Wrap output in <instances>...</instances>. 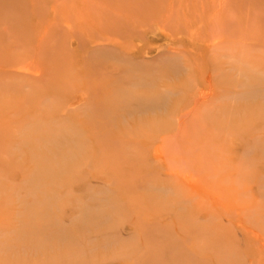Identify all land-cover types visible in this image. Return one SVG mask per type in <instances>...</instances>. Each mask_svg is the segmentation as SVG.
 <instances>
[{
	"label": "rangeland",
	"instance_id": "obj_1",
	"mask_svg": "<svg viewBox=\"0 0 264 264\" xmlns=\"http://www.w3.org/2000/svg\"><path fill=\"white\" fill-rule=\"evenodd\" d=\"M0 264H264V0H0Z\"/></svg>",
	"mask_w": 264,
	"mask_h": 264
},
{
	"label": "bare ground",
	"instance_id": "obj_2",
	"mask_svg": "<svg viewBox=\"0 0 264 264\" xmlns=\"http://www.w3.org/2000/svg\"><path fill=\"white\" fill-rule=\"evenodd\" d=\"M93 2V1H92ZM91 5V4H90ZM116 9H118V8H116ZM121 10V9H120ZM145 11V10H144ZM144 11H142V12H144ZM114 12V11H113ZM142 12H141V14H139V15H141L142 16ZM115 13V12H114ZM123 13H125L124 11H123ZM138 13H140V12H138ZM117 14H118V12H117ZM126 14V13H125ZM121 15V14H120ZM123 15V14H122ZM124 16V15H123ZM125 17V16H124ZM125 18H127V17H125ZM184 18V17H183ZM173 20V19H172ZM17 23L15 22V25H16ZM6 25V24H5ZM15 25H11L12 27L14 26L15 27ZM16 26H18V25H16ZM167 26H169V25H167ZM199 26H200V24H199ZM7 27V26H6ZM5 27V28H6ZM4 28V29H5ZM72 28V27H71ZM14 30V28H11L10 30ZM15 29H18V30H16V33L20 30L19 28H15ZM21 30H22V32H20L21 34V37L23 38L24 37V34L23 33H25V30L24 29H22V26H21ZM20 30V31H21ZM24 30V31H23ZM12 32V31H11ZM14 32V31H13ZM14 34V33H13ZM12 33L10 34L11 36L13 35ZM22 34H23V36H22ZM8 38V37H7ZM105 40V39H104ZM108 40V39H107ZM14 41H15V39H14ZM11 42H13V41H11ZM113 42H115V41H113ZM33 43H35V42H33ZM42 44H43V41L41 42ZM116 43V42H115ZM46 44V43H45ZM47 44H48V42H47ZM9 45V44H8ZM8 45H7V47H8ZM4 46V45H3ZM12 46V45H11ZM41 47V46H40ZM50 47V46H49ZM111 47V46H110ZM5 48V47H4ZM8 48H10V46L8 47ZM113 48V47H112ZM41 49V48H40ZM114 49V48H113ZM5 50V49H4ZM49 50V49H48ZM149 50V49H148ZM173 50V49H172ZM5 51H7V50H5ZM97 52H98V50H97ZM109 53V52H108ZM10 54V53H9ZM101 54V53H100ZM223 55V54H222ZM9 56H11V55H9ZM7 57V56H6ZM116 60V59H115ZM44 68V67H43ZM44 69H46V68H44ZM40 73H41V70H40ZM43 73V72H42ZM44 73H46V72H44ZM50 74V73H49ZM14 75V74H13ZM40 75V74H39ZM38 75V76H39ZM44 75V74H43ZM48 75V74H47ZM40 76H42V75H40ZM46 76V74L44 75V77ZM43 77V76H42ZM42 77H41V79H42ZM35 78V77H34ZM36 79V81L35 82H37V77L35 78ZM41 79H38V81L39 80H41ZM33 81V80H32ZM209 91V90H208ZM205 95V94H204ZM187 118V117H186ZM140 119V118H139ZM142 119V118H141ZM180 120H182V119H180ZM185 120V119H184ZM182 122V121H181ZM167 171V170H166Z\"/></svg>",
	"mask_w": 264,
	"mask_h": 264
}]
</instances>
